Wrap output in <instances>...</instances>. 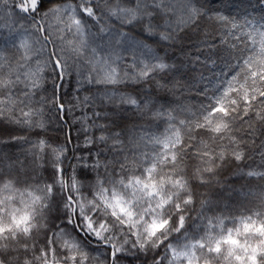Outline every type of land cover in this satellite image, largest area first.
<instances>
[{
  "label": "snow or ice",
  "instance_id": "obj_1",
  "mask_svg": "<svg viewBox=\"0 0 264 264\" xmlns=\"http://www.w3.org/2000/svg\"><path fill=\"white\" fill-rule=\"evenodd\" d=\"M0 264H264V0H0Z\"/></svg>",
  "mask_w": 264,
  "mask_h": 264
}]
</instances>
